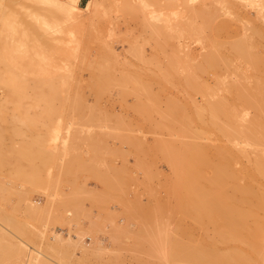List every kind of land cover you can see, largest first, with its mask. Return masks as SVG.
Listing matches in <instances>:
<instances>
[{"label":"rangeland","instance_id":"1","mask_svg":"<svg viewBox=\"0 0 264 264\" xmlns=\"http://www.w3.org/2000/svg\"><path fill=\"white\" fill-rule=\"evenodd\" d=\"M73 4L16 0L0 28L1 55L29 82L13 96L0 85V264H28L30 254L45 264H166L175 244L199 245L206 264L245 253L236 264H252L264 253V198L248 192L264 197V178L251 177L259 186L247 181L237 199L232 174L226 190L189 194L210 199L203 208L196 200L201 211L177 180L191 147L213 164L236 157L239 169L264 157L263 141L233 137L264 126V0H91L83 12ZM37 48L68 56L48 66L37 56L22 74ZM59 72L66 92L35 90L40 81L60 88ZM207 251L234 261L209 262Z\"/></svg>","mask_w":264,"mask_h":264},{"label":"bare ground","instance_id":"2","mask_svg":"<svg viewBox=\"0 0 264 264\" xmlns=\"http://www.w3.org/2000/svg\"><path fill=\"white\" fill-rule=\"evenodd\" d=\"M74 1V0H73ZM78 1V0H77ZM139 1H141V0H139ZM155 1H157V0H155ZM16 2V0H0V25H1V22H2V20H3V18H4V16L6 15V13H7V11L10 9V7L14 4ZM69 2H71V1H69ZM76 1H74V6L76 7V4L77 3H75ZM145 2V1H144ZM147 3H148V0H147ZM151 3V2H150ZM144 4V3H143ZM151 4H154V2L153 3H151ZM159 5H160V3H158ZM73 5H71L72 7H73ZM140 5H142V3L140 4ZM145 5V4H144ZM146 6V5H145ZM145 6H140V7H144L145 8ZM150 6V5H149ZM128 7V6H127ZM139 7V6H138ZM147 7V6H146ZM130 8V7H129ZM156 8V7H155ZM131 9H133V8H131ZM169 9V8H168ZM75 10V9H74ZM79 11H81V12H83L84 11V9L83 10H81V9H78ZM135 10V9H134ZM146 10V9H145ZM159 10H161V9H159ZM163 10V9H162ZM77 11V10H76ZM148 11V10H147ZM155 11V10H154ZM131 13V12H130ZM139 13V12H138ZM142 13V12H141ZM154 13V15H155V12H153ZM162 13H165V12H162ZM127 14V13H126ZM138 15V14H137ZM147 16V15H146ZM153 16V15H152ZM138 17V16H137ZM153 17H155V16H153ZM152 17V18H153ZM157 17H159V15L157 16ZM162 18V16H160V19ZM166 18V17H165ZM143 19V18H142ZM154 19V18H153ZM153 19H151V20H153ZM145 20V19H144ZM143 20V21H144ZM147 22V21H146ZM154 22V21H153ZM147 25H148V23H146ZM150 24V23H149ZM154 25H152V27H153ZM148 27H149V25H148ZM155 27V26H154ZM147 28V27H146ZM152 30V29H151ZM155 30V29H154ZM156 31H157V29H156ZM155 31V32H156ZM159 31V30H158ZM154 32V33H155ZM151 35H153L152 33H151ZM156 38V37H155ZM103 50V49H102ZM139 50V49H138ZM133 52V51H132ZM109 53V52H108ZM141 54V53H140ZM103 55V54H102ZM141 56V55H140ZM108 57H109V55H108ZM142 57V56H141ZM105 59V58H104ZM110 59V58H109ZM111 60V59H110ZM113 60V59H112ZM139 60V59H138ZM99 63V62H98ZM3 70H2V69ZM103 68V67H102ZM2 70V71H1ZM92 71V70H91ZM184 71V70H183ZM95 73V72H94ZM70 74V73H69ZM105 75V74H104ZM75 80V79H74ZM68 81V77L66 76V75H62V76H60L59 78H58V82H59V85H60V88H58V89H56V87H53L54 85H50V87H45V85H46V83L47 82H45V81H40V82H37L36 84H35V86H34V88H35V90H37V91H40V92H43L44 91V88H49V90H53L55 93H57V92H60V93H62L63 91L64 92H66L65 91V89L64 88H66V87H64L65 86V84L66 83H68L67 82ZM72 82V81H71ZM76 82V81H75ZM74 83V82H73ZM72 84V83H71ZM0 85H2L4 88H6V90H8V92L10 93V94H12V96L14 95V94H26V92H27V89L29 88V82H27V80H26V78L25 77H22V76H20V75H18L17 73H15L12 69H10V67L6 64V62L4 61V59H3V57H2V55H1V53H0ZM70 85V84H69ZM53 88H55V89H53ZM29 91V90H28ZM47 91V90H46ZM37 95V94H36ZM41 95H42V93H41ZM44 95V94H43ZM56 95V94H55ZM60 95V94H59ZM19 96H21V95H19ZM23 96V95H22ZM27 96V95H26ZM54 96V95H53ZM50 97H52V96H50ZM5 98H7V97H5ZM40 98V97H39ZM5 100H7V99H5ZM10 100V99H9ZM8 100V101H9ZM47 100V99H46ZM28 101V100H27ZM38 101V100H37ZM50 101V100H49ZM16 102V101H15ZM6 103H7V101H6ZM17 103V102H16ZM53 103V102H52ZM19 104L20 103H18V106H19ZM44 104V103H43ZM2 105V104H1ZM21 105V104H20ZM31 105V104H30ZM27 106V105H26ZM3 107H5V106H3ZM2 107V108H3ZM50 107V106H49ZM38 109V108H37ZM27 120V119H26ZM190 128V127H189ZM254 128V127H253ZM253 128H251V129H249V130H245L244 128L243 129H239V130H237V133L235 134L236 136H233L234 138H236L237 139V136H238V138H240V137H242V136H244V135H247L248 136V138L250 137H253L254 138V140H255V138L256 139H258V140H260V141H263V144H264V126H263V128H262V130H258V129H253ZM226 131H228V130H226ZM234 131V130H233ZM245 131H247L246 132V134H245ZM234 132H236V131H234ZM229 133H230V131H229ZM191 134V133H190ZM248 138H245L244 140H247ZM243 139V138H242ZM249 140V139H248ZM254 140H253V143L255 144V142H254ZM237 142V141H236ZM235 142V143H236ZM240 142V141H239ZM250 142L252 143V141L250 140ZM198 143H200V142H198ZM262 143V142H261ZM220 144V143H219ZM241 144V143H240ZM258 144V143H257ZM238 145V144H237ZM187 147H188V145H186ZM195 146V145H194ZM208 147H209V145H207ZM226 146V145H225ZM203 147V146H202ZM210 147H212V146H210ZM264 147V146H263ZM258 148H260V147H258ZM187 149V148H186ZM191 149V158H188L187 156L185 157V161H183L184 162V164H183V166L180 168V174H179V177H178V184H177V189H179L178 188V185H180V186H184V188L187 190V193L188 192H190V193H186V195H185V197H187L186 199L188 200V202H191L189 205H191L192 204V208L194 207V205H195V207L194 208H196V207H198V206H201V203L199 204V201H203V203L204 202H206V203H204V204H210L209 202H210V199H209V201L206 199V198H204L205 199V201L203 200V199H201V197H199L201 194V192L200 191H203L204 193L203 194H205L206 192H208V188L209 189H213L214 188V185H215V189H213V190H217L219 187H224V185L225 184H227L228 183V177L226 176V175H228V176H231L230 174H232V176H231V179L236 175L238 178V180L237 179H235L236 178V176L234 177V179H235V181H237V182H235V181H233L232 182V180H234V179H232V180H230L232 183H236V184H233L234 185V190H236L237 189V191L235 192V195H234V190H233V192L231 191V193L233 194V195H231L232 196V198L233 197H235L236 196V194L238 193V190H241V191H246V193H245V191H244V193L243 194H246V196L248 195V193L250 194V195H248V196H250V198H254L257 202H259L260 204L262 203L261 201L263 200V199H261V201H260V198H264V197H262V196H255V195H257V194H259L260 193V191H259V193L257 192L256 193V191L255 192H253L252 191V194L250 193V192H248V190L249 189H247L246 188V186L244 185L247 181H248V184H246V185H254V184H256V182L257 183H259L260 182V180H258L257 179V175H259V176H261V178H264V157H261V156H257L256 157V160H255V162H253L251 165L253 166H251L252 168L251 169H246V166H245V168L243 169H239L237 166V163H234V160L233 159H236V157L235 158H233L231 155V157L233 158V159H230V158H228L227 156H226V153L224 154V157H223V159L220 161V159H219V162H217V163H214L213 164V162L210 160V158L208 157V155H207V151L205 152L204 150H200V149H198V148H196V147H191L190 148ZM202 149V148H201ZM215 149V148H214ZM237 149V148H236ZM248 149V148H247ZM238 150V149H237ZM259 150H261V149H259ZM258 150V151H259ZM188 151V150H187ZM186 151V152H187ZM190 151V150H189ZM188 151V152H189ZM216 151H217V149H216ZM226 151V150H225ZM239 151H240V149H239ZM243 151V150H242ZM245 151V150H244ZM252 151V150H251ZM231 152V151H230ZM233 152V151H232ZM248 152V151H247ZM221 153H222V151H221ZM220 153V155L222 156L223 155V153L221 154ZM236 153V152H235ZM254 153H255V151H254ZM262 153V152H261ZM228 155H229V153H227ZM256 154H257V152H256ZM259 154V153H258ZM242 155V154H241ZM221 156H218V157H221ZM255 156V155H254ZM189 157H190V155H189ZM242 157V156H241ZM247 157V156H246ZM182 158V157H181ZM252 158V157H251ZM243 160V159H242ZM254 160V159H253ZM179 161V160H178ZM182 161V160H181ZM238 161H240V160H238ZM237 161V162H238ZM177 162V161H176ZM247 162V161H246ZM240 163V162H239ZM179 165H182V162H181V164H179ZM237 165V166H236ZM243 165V164H242ZM241 165V166H242ZM250 167V166H249ZM208 168H211L213 171H211V172H213V175H215V176H213V179H214V181H212V180H209L210 178H208L207 179V175H205V174H207L206 172H207V170H208ZM179 172V171H178ZM243 173H245V175H242ZM176 175H177V171H176ZM241 175V176H240ZM178 176V175H177ZM212 176H210V177H212ZM246 176H248V177H246ZM250 176V177H249ZM255 176H257V177H255ZM215 177V178H214ZM227 177V178H226ZM246 177V178H245ZM253 178V179H257L258 181H256L254 184H253V182H254V180L252 181V184H251V182L249 183V180H251L250 178ZM240 178V179H239ZM245 178V179H244ZM248 178V179H247ZM259 179H260V177H258ZM226 179H228L227 180V182H226ZM245 180L244 182H243V180ZM247 179V180H246ZM176 181V180H175ZM229 181V182H230ZM263 182H264V180H263ZM177 183V182H176ZM261 183V182H260ZM175 185V184H174ZM219 186V187H217V186ZM235 185H236V187H235ZM258 184H256V186H257ZM213 186V188H211ZM227 186H229L228 184H227ZM252 186H249V188H251V189H253L252 188ZM255 186V187H256ZM259 186V185H258ZM217 188V189H216ZM225 188V187H224ZM223 188V189H224ZM229 188H230V186H229ZM263 188V187H262ZM181 189V188H180ZM220 189V188H219ZM256 189H257V187H256ZM225 190H226V188H225ZM229 190V189H228ZM206 191V192H205ZM220 192H221V190H219ZM218 191V192H219ZM195 192H198V195H197V193H196V196H192V195H194L195 194ZM200 192V193H199ZM217 192V193H218ZM248 192V193H247ZM191 193H193L192 195H189V194H191ZM209 193V192H208ZM211 193V192H210ZM213 193V192H212ZM226 193H228V192H226ZM255 193V194H254ZM214 194V193H213ZM261 194H264V193H262L261 192ZM189 195V196H188ZM224 195V194H223ZM238 195V194H237ZM252 195V196H251ZM184 196V195H183ZM202 196V195H201ZM209 197H210V195H208ZM218 196V195H217ZM217 196H216V198H217ZM222 196V195H221ZM226 196V195H225ZM205 197H206V195H205ZM219 197V196H218ZM239 199H241V197L242 196H240L239 195ZM180 198V197H179ZM220 199H221V197H219ZM224 198V197H223ZM227 198V197H226ZM236 199L238 198L237 196L235 197ZM234 198V199H235ZM243 198V197H242ZM259 200H258V199ZM197 199H199L198 200V202L196 201ZM238 199V200H239ZM244 200H246V198H243ZM181 200H183L182 198H181ZM211 200H212V198H211ZM254 200V201H255ZM185 201V200H184ZM195 202H197L196 204L198 205H196V204H194ZM202 203V204H203ZM186 204H187V202H186ZM262 205V204H261ZM185 206V205H184ZM191 207V206H190ZM202 207V206H201ZM162 208V207H161ZM191 208V209H192ZM203 208V207H202ZM199 209H200V207H199ZM198 208H196L195 210H199ZM193 210V209H192ZM199 211H201V209L199 210ZM191 212H193L194 213V211H191ZM183 213H184V211H183ZM187 213V212H186ZM185 213V214H186ZM190 213V212H189ZM196 213V212H195ZM188 214V213H187ZM190 215V214H189ZM195 215V214H194ZM155 221V220H154ZM240 222L242 221V220H239ZM232 223V222H231ZM234 224V223H233ZM235 225V227L234 228H236V224H234ZM229 226V225H228ZM227 226V227H228ZM155 227H156V225H155ZM233 227V226H232ZM231 228V227H230ZM156 229V228H155ZM225 230V229H224ZM228 230H229V227H228ZM232 230H233V228H232ZM221 231H223V230H221ZM235 232H236V230H234ZM142 232V231H141ZM144 232V231H143ZM154 232V231H153ZM157 233V232H156ZM189 233V232H188ZM220 233V232H219ZM231 233V232H230ZM4 234V233H3ZM232 234H233V231H232ZM57 235V234H56ZM225 235V234H224ZM234 235V234H233ZM240 235V234H239ZM245 234H243V236H244ZM254 235V234H253ZM252 234H251V236H253ZM260 235V234H259ZM255 236H257V234L256 235H254L253 237H254V239L256 238ZM261 236V235H260ZM259 236V237H260ZM263 236V235H262ZM4 237V236H3ZM56 237H59L60 238V236L59 235H57ZM230 237H232V235H230ZM242 237V236H241ZM1 238V237H0ZM144 238V237H143ZM147 238V237H146ZM149 238V237H148ZM232 238H234V236L232 237ZM238 238V237H237ZM245 238H246V235H245ZM263 238H264V236H263ZM240 239V238H239ZM248 239V237L246 238V240ZM252 239V238H251ZM251 239H249L250 241H251ZM257 239L258 238H256L255 240H254V242L253 243H255V242H257ZM259 239H261V238H259ZM3 240V239H2ZM179 240V239H178ZM242 240V239H241ZM245 240V241H246ZM262 240H264V239H262ZM228 241H230V240H228ZM244 241V240H243ZM14 242V241H13ZM12 242V243H13ZM172 242V241H171ZM175 242V241H174ZM178 242V241H177ZM247 242V241H246ZM258 242H259V240H258ZM261 242H263V241H261ZM15 243V242H14ZM7 244H9V243H7ZM152 244V243H151ZM190 244V243H189ZM216 244V243H215ZM257 244V243H256ZM259 244V243H258ZM154 245V244H153ZM170 245V244H169ZM173 245V244H172ZM176 245V246H175ZM175 245H173V246H175V247H173L174 248V250L173 249H171L172 248V246L170 247V249L171 250H173V252H171V250H170V253L167 255V256H164L163 255V257L165 258V263L166 264H168V261L169 262H173L174 260V262H178V260L180 261V260H182L183 262L185 261V263L184 264H187V263H190L191 262V264L192 263H194V262H196V263H194V264H200L201 262L200 261H202V263L201 264H206L205 262H203V260H204V254L205 253H203V254H201V253H199L197 250L198 249H200L201 251L203 250V249H201L200 248V246L198 245V247H196V245H194V246H192L191 244V246H192V248L194 249V250H192L191 248H188V247H186L187 245H181V244H175ZM229 245V244H228ZM231 245V244H230ZM240 245V244H239ZM4 246V245H3ZM14 246V245H13ZM139 246V245H138ZM189 246V245H188ZM190 246V247H191ZM227 246V245H226ZM232 246V245H231ZM242 246V245H241ZM204 247V246H203ZM229 247V246H228ZM244 247V246H243ZM250 249H251V247L252 246H250V244H249V246H248ZM146 248V247H145ZM153 248V247H152ZM156 248V247H155ZM166 248V247H165ZM198 248V249H197ZM237 248V247H236ZM252 248H254V246L252 247ZM10 249V248H9ZM20 249V248H19ZM168 249V248H167ZM231 249V248H230ZM249 249V250H250ZM256 249V248H255ZM260 249V248H259ZM258 249V250H259ZM11 250V249H10ZM149 250V249H148ZM247 250V249H246ZM258 250H254L253 251V253L256 251V252H258ZM6 251H7V249H6ZM6 251H4V252H6ZM22 251V250H21ZM164 251V250H163ZM204 251V250H203ZM260 251V250H259ZM16 252V251H15ZM166 252V251H165ZM164 252V253H165ZM240 252V251H239ZM246 252H248V251H246ZM263 252V251H262ZM2 253V252H1ZM167 253V252H166ZM207 253H208V251L206 252V255H207ZM231 253V252H230ZM5 254V253H4ZM10 254V253H9ZM14 254V253H13ZM155 254V253H154ZM213 254H214V252H212V254H211V252L207 255V259H205V260H207V261H209L210 262V258H214V259H216L217 261H220L222 258H223V260H225V259H228V257L230 258V259H228V260H233V258H231L232 257V255H233V257H235V255L234 254H231V256L230 255H227V258H224V257H219V258H216V257H218V256H215L214 255V257H213ZM225 254V253H224ZM227 254H229V253H227ZM242 254V253H241ZM246 254V256H247V253H245ZM257 254V253H256ZM150 255V254H149ZM211 255V256H210ZM260 255V258H258V256ZM6 256H7V254H6ZM9 256V255H8ZM17 256V255H16ZM154 256V255H153ZM208 256H210V257H208ZM225 257H226V255H224ZM243 255H241L240 257H238V256H236V263H237V261L242 257ZM246 256L244 255V257H242L240 260H242V261H245L244 260V258H246ZM249 256V255H248ZM247 256V257H248ZM254 256V255H253ZM11 257V256H10ZM21 257V256H20ZM150 257V256H149ZM237 257L239 258V259H237ZM257 259H254L253 261H255V260H258L257 261V263H260V264H263L264 262H263V259H264V253H263V255L261 254V251L257 254ZM141 258V257H140ZM152 258V257H151ZM157 258V257H156ZM206 258V257H205ZM209 258V259H208ZM262 258V259H261ZM4 259V258H3ZM7 259H8V257H7ZM10 259V258H9ZM138 259V258H137ZM184 259V260H183ZM203 259V260H202ZM211 260V262H214V261H216V260ZM220 259V260H219ZM249 259H253V258H248V262H249ZM260 259V260H259ZM171 260H173V261H171ZM177 260V261H176ZM190 261V262H188V261ZM240 260H239V262H240ZM261 260H262V262H261ZM22 261H23V258H22ZM163 261V262H164ZM182 261H181V264H183L182 263ZM206 261V262H207ZM226 261V260H225ZM234 261V260H233ZM252 260H250V262L253 264V263H255V262H253ZM260 261V262H259ZM2 262V261H1ZM148 262V261H147ZM200 262V263H199ZM208 262V263H209ZM224 262V261H223ZM238 262V263H239ZM245 262H247V261H245ZM27 263L28 264H45L44 262H42L37 256H35L34 254H30L29 256H28V260H27ZM155 263V262H154ZM178 263H180V262H178ZM214 263H216V262H214ZM219 263V262H218ZM222 263V262H221ZM221 263H219V264H221ZM225 263V262H224ZM230 263V262H229ZM234 263H235V261H234ZM234 263H232V264H234ZM235 263V264H236ZM9 264V263H8ZM225 264H227V263H225ZM231 264V263H230ZM246 264H249V263H246Z\"/></svg>","mask_w":264,"mask_h":264},{"label":"crops","instance_id":"3","mask_svg":"<svg viewBox=\"0 0 264 264\" xmlns=\"http://www.w3.org/2000/svg\"><path fill=\"white\" fill-rule=\"evenodd\" d=\"M52 1H55V2H58V1H60V0H52ZM74 1H76L75 3H77L76 4V8L77 9H81V10H83L85 7L84 6H86L91 0H74ZM78 4H79V6H78ZM66 6V5H65ZM12 7V6H11ZM11 7H10V9L7 11V13H6V15L4 16V18H3V20H2V22H1V25H0V28H1V31H2V33H5V26L7 27V24L10 22V21H8V18L10 17L9 15H7V14H13V12H12V10H11ZM81 7V8H80ZM84 7V8H83ZM46 12L48 13V14H50V15H52V16H54V17H56V16H64L65 15V12H64V10H46ZM29 30V29H28ZM27 30V31H28ZM26 31V30H25ZM30 32H32V30H29ZM26 34V33H25ZM14 42H16V40H14ZM53 49V48H52ZM29 51H31V52H29L27 55H29L30 53H31V55H30V57L28 58V59H26V61H24V63H22V66H21V68H23L22 69V74L24 73V74H27V73H29V72H31V71H29L28 69L29 68H32V64H33V62L35 61V59H36V57L38 56V57H40L41 58V62H40V64L41 65H44V66H48V64L50 63V62H55V59L56 58H61V60H64V58L66 57V56H68V52L67 51H64V50H59V49H56V50H54L53 49V51H51V52H49V51H46V50H44V49H41V48H37V50L36 51H34V52H32V50H29ZM2 54L4 53V51L2 50V52H1ZM3 57V59H4V61L6 62V64L10 67V69H12L14 72H15V69H17V67H19V66H17L18 64H16V63H12V62H7L6 61V59H5V57H4V55L2 56ZM16 64V65H15ZM58 65V64H57ZM58 66H60V65H58ZM16 67V68H15ZM59 69L60 70H62V67L60 66L59 67ZM16 73V72H15ZM62 75H64V74H61L60 72H59V74H58V76L60 77V76H62ZM21 76V75H20ZM22 77H25V76H22ZM26 78V77H25Z\"/></svg>","mask_w":264,"mask_h":264}]
</instances>
